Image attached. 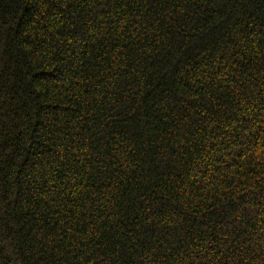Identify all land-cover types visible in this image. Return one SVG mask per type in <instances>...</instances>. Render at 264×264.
I'll return each mask as SVG.
<instances>
[{"label":"trees","instance_id":"trees-1","mask_svg":"<svg viewBox=\"0 0 264 264\" xmlns=\"http://www.w3.org/2000/svg\"><path fill=\"white\" fill-rule=\"evenodd\" d=\"M0 264H264V0H0Z\"/></svg>","mask_w":264,"mask_h":264}]
</instances>
